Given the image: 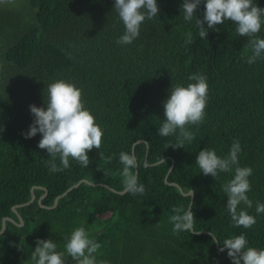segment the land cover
I'll return each mask as SVG.
<instances>
[{
    "label": "trees",
    "instance_id": "16d2710c",
    "mask_svg": "<svg viewBox=\"0 0 264 264\" xmlns=\"http://www.w3.org/2000/svg\"><path fill=\"white\" fill-rule=\"evenodd\" d=\"M182 3L157 0L158 16L146 19L129 45L116 43L124 25L114 0H28L32 13L24 22L18 12L0 7V228L4 216L18 221L11 207L28 201L32 186L42 187L34 189L31 203L17 208L21 225L6 221L0 264H31L37 238L51 239L57 251H65L66 238L78 227L101 245L94 254L97 264H233L211 235L173 234L172 209L186 210L190 198L164 183L170 158L174 164L167 181L184 192L194 191L195 231L211 232L220 247L225 239L244 234L248 247L264 249V214L256 213L257 202L264 203V58L247 63L249 38L237 35L231 21L208 29L201 39L196 17L183 19ZM253 3L264 7V0ZM203 7L202 2L196 10L201 19ZM188 32L194 40L186 45ZM257 35L264 38V25ZM193 73L207 79L205 118L188 126L195 135L191 143L166 148L176 143L178 130L158 135L163 101L172 85L193 83L188 80ZM56 80L81 90L84 106L103 130L100 149L88 152L87 167L70 158V167L52 172V158L38 147L41 134L23 135L33 121L29 105L46 107L44 93ZM235 140L242 149L238 166L253 170L247 193L252 207L240 205L256 218L251 228L234 227L226 209L223 185L234 177L237 165L215 179L195 163L204 148L226 157ZM132 146L143 195L81 182L54 208L47 207L80 179L123 190L119 154H131ZM166 156L170 158L151 165ZM55 163L62 167L59 157ZM43 188L47 192L40 204L46 207L37 203ZM65 258L66 264H75L66 253Z\"/></svg>",
    "mask_w": 264,
    "mask_h": 264
},
{
    "label": "clouds",
    "instance_id": "9594fccd",
    "mask_svg": "<svg viewBox=\"0 0 264 264\" xmlns=\"http://www.w3.org/2000/svg\"><path fill=\"white\" fill-rule=\"evenodd\" d=\"M11 2L12 0H0V4ZM202 2L204 7L201 19L197 17L196 10ZM113 8L124 25V33L116 41L120 45L133 43L139 37L140 27L144 21L157 17L160 11L157 0H114ZM180 11L183 12L185 21H191L196 17V27L201 39L207 38L208 29H215L217 25L231 21L236 25L237 35L249 38L248 47L251 55L247 57V63L251 65L257 59L264 58V38L257 35L264 25V7L254 4L253 0H183ZM193 40L192 33L188 32L184 43L187 45ZM188 80L194 82L187 86L172 85L168 90L167 99L163 101L164 116L157 130L158 135L167 137L177 134L178 130L176 143H170L166 148L169 146L174 149L184 148L185 141L191 143L195 135L188 130V126L201 124L206 115L208 99L206 77L193 73L189 75ZM44 104L46 107L29 105L33 121L28 131L23 133L25 138L41 134L38 147L46 149L52 158L48 161L49 170L52 172L70 167V158L82 167H87L90 163L88 152L93 148L100 149L103 130L84 106L81 90L72 83L56 80L47 85ZM3 130L0 128V132ZM241 150L238 140L232 143L229 154L223 158L214 150L204 148L199 151L195 163L203 175H211L215 179L220 172H231L233 165H237L234 177L223 185L227 197L226 209L234 227L251 228L256 223V218L240 208V205L252 207V201L247 193L251 190L248 178L253 170L251 167L238 166V154ZM57 157L62 167L55 163ZM119 161L123 165L121 175L124 191L132 195H143L146 191L145 186L138 182V177L132 171L136 167L135 156L121 152ZM189 195L191 198L194 195L192 189ZM172 212L175 213L170 216L173 234H179L181 231L199 234L194 229L191 205L186 210L183 207H173ZM256 213L264 214V203L257 202ZM66 241L65 251H57V244L53 240L37 238L35 250L31 252V264H66L65 253L75 264H97L94 254L101 245L89 239L83 227L75 228ZM225 249L233 264H264V249L248 247V240L244 234L225 239L219 250Z\"/></svg>",
    "mask_w": 264,
    "mask_h": 264
},
{
    "label": "water",
    "instance_id": "95a60500",
    "mask_svg": "<svg viewBox=\"0 0 264 264\" xmlns=\"http://www.w3.org/2000/svg\"><path fill=\"white\" fill-rule=\"evenodd\" d=\"M141 141H142L141 139L137 140V142H141ZM131 154L135 156L133 146H132V149H131ZM168 158H170V157H169V156H166V157H164V158H162V159H160V160H158V161L152 163L151 165H154V164H157V163H159V162H162V161H164V160H166V159H168ZM170 160H171V163H170V166H169V168H168V170H167V172H166V174H165V176H164L163 181H164V183L167 184V185H173V186L177 187L178 190H179V192H180L183 196L189 197L190 200H189L188 206H189V205L192 206V203H193V196H192V198H191V196L189 195V192H190L191 190H190V191H187V192H184V191L182 190V188H181L177 183L167 181V176H168V174L170 173V171H171V169H172V167H173V164H174L173 159L170 158ZM137 165H138V163H137V161H136V167H135V170H134V174H135L136 176H137V172H138V170H137ZM147 165H148V164H147V152H146V156H145V159H144V166H147ZM81 182H85V183H87V184H89V185H92V186H104V187H107V188H109L110 190H112V191H114V192H117V193H121V194L125 193L124 189H123V190H120V191H117V190L111 188L109 185H107V184H105V183H101V182H98V183H92L91 181H89V180H87V179H80V180L77 181L76 183H74V184H72L71 186H69L65 191H63L62 193L58 194V195L54 198L53 205H51V206H47V207H48V208H54V207L57 205L58 199H59L60 197H62V196L65 195L66 193H68L71 189L77 187ZM35 188H42V187H40V186H32V187L30 188V193H31V197H30V199H29L28 201H26V202L21 203V204H14V205L11 207V210L17 215L18 221H15V220H14L13 218H11L10 216H4V217L2 218V220H1L0 234H2V233L4 232V230H5V223H6L7 220L10 221V222H12V223H14V224H16V225H18V226L21 225V224L23 223V220H22L21 216H20V215L18 214V212H17V208L20 207V206H24V205H27V204L31 203V202L36 198V196H35V191H34ZM43 189H44V193H43L42 195H40V196L37 198V203H38L40 206H43V205L40 204V201H41V199L46 195V192H47L45 188H43ZM188 206H187V208H188ZM43 207H46V206H43ZM187 208H186V209H187ZM197 232H199V233H207V234L211 235V236L213 237V239H214L215 247H216L218 250L221 248V247L219 246V244H218L217 239L213 236V234H212L211 232H209V231H204V230H202V231H197Z\"/></svg>",
    "mask_w": 264,
    "mask_h": 264
},
{
    "label": "rangeland",
    "instance_id": "374dc122",
    "mask_svg": "<svg viewBox=\"0 0 264 264\" xmlns=\"http://www.w3.org/2000/svg\"><path fill=\"white\" fill-rule=\"evenodd\" d=\"M0 7L5 8L7 11H9L8 9H11L18 12L17 17L23 22L30 20L32 8L29 7L28 0H12L11 3L0 4Z\"/></svg>",
    "mask_w": 264,
    "mask_h": 264
}]
</instances>
